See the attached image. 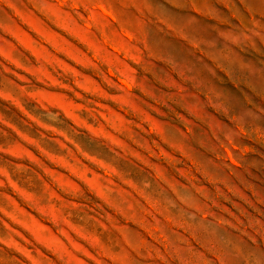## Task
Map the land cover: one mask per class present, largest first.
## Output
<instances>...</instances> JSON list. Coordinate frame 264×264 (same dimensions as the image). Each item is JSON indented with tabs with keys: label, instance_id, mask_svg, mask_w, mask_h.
Listing matches in <instances>:
<instances>
[{
	"label": "rangeland",
	"instance_id": "1",
	"mask_svg": "<svg viewBox=\"0 0 264 264\" xmlns=\"http://www.w3.org/2000/svg\"><path fill=\"white\" fill-rule=\"evenodd\" d=\"M0 264H264V0H0Z\"/></svg>",
	"mask_w": 264,
	"mask_h": 264
}]
</instances>
